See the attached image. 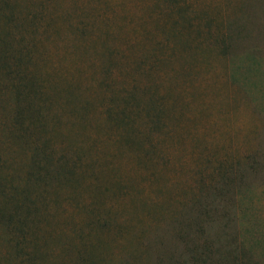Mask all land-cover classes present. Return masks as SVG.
Here are the masks:
<instances>
[{"label": "rangeland", "instance_id": "1", "mask_svg": "<svg viewBox=\"0 0 264 264\" xmlns=\"http://www.w3.org/2000/svg\"><path fill=\"white\" fill-rule=\"evenodd\" d=\"M0 264H264V0H0Z\"/></svg>", "mask_w": 264, "mask_h": 264}]
</instances>
